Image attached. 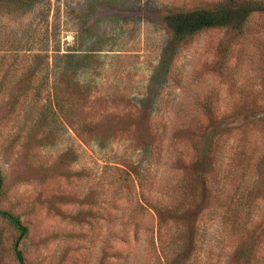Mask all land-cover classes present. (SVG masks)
I'll list each match as a JSON object with an SVG mask.
<instances>
[{
  "label": "rangeland",
  "instance_id": "obj_1",
  "mask_svg": "<svg viewBox=\"0 0 264 264\" xmlns=\"http://www.w3.org/2000/svg\"><path fill=\"white\" fill-rule=\"evenodd\" d=\"M0 0V208L37 264H264V10ZM264 4V0H235ZM0 218V264H18Z\"/></svg>",
  "mask_w": 264,
  "mask_h": 264
},
{
  "label": "trees",
  "instance_id": "obj_2",
  "mask_svg": "<svg viewBox=\"0 0 264 264\" xmlns=\"http://www.w3.org/2000/svg\"><path fill=\"white\" fill-rule=\"evenodd\" d=\"M235 0H229L213 8H195L185 11H176L165 17L166 24L171 28L175 39H185L196 32L213 27L231 25L235 30L241 31L249 15L256 10H264V4L247 1L245 4H237ZM2 176L0 174V190ZM0 218L6 220L16 231L13 241V255L18 264H37L25 261L23 252L19 246L23 237L28 234V226L20 216L11 210L0 208Z\"/></svg>",
  "mask_w": 264,
  "mask_h": 264
}]
</instances>
